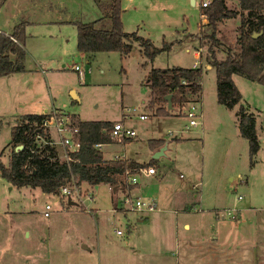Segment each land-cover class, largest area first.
Returning a JSON list of instances; mask_svg holds the SVG:
<instances>
[{
    "label": "rangeland",
    "instance_id": "rangeland-1",
    "mask_svg": "<svg viewBox=\"0 0 264 264\" xmlns=\"http://www.w3.org/2000/svg\"><path fill=\"white\" fill-rule=\"evenodd\" d=\"M83 1L87 10L88 0ZM195 1L194 6L191 0L122 2L126 33L137 31L158 48L163 41L169 45V50L148 62L136 43L127 58L113 52L80 55L72 26L36 21L45 12L61 9V16H67L69 10L70 17L81 21L86 13L77 4L58 8L50 1V6L39 5L34 13L32 4L24 0H0V24L12 15L2 31L21 27L28 38L22 42L23 48L27 46V73L22 74L26 82L13 87L11 95L18 101L9 98L1 108L8 111L9 118L0 129V161L8 164L11 149L4 150L11 140L14 116L40 115L44 107L49 113L57 110L82 121H120L135 136L103 147L104 158L121 155L143 162L144 168L154 167L153 178L138 177V188L130 196L131 202L159 198L155 211L133 213L128 210L130 201L123 198L125 193L114 200L104 184L94 191L95 202L87 203L93 213L89 214L78 206L66 209L55 195H44L37 188L9 191L0 179V264H175L178 255L179 264H191L194 254L202 259L207 243L215 236L216 245L226 249L264 245V86L245 77H232L241 94L240 105L257 121L260 149L251 165L248 141L240 137L235 116L240 105L229 109L217 103L215 69L207 65V46L199 48L198 41L207 33L206 22L200 27L201 0ZM227 8L239 12L234 0L227 1ZM240 21L238 16L218 25V60H224L228 48H237ZM63 37L69 43L62 52L59 40ZM196 51L200 53L197 58ZM192 65L202 71L198 96H189L182 106L175 105L167 117L155 113L156 105L154 110L146 106L151 90L145 77L150 69H187ZM190 104L199 109L200 125L184 132ZM139 115L146 118L141 120ZM52 136L57 137L53 129ZM155 140L164 141L166 150L150 165L159 150L150 148L149 141ZM170 197L175 200L171 202ZM50 205L49 217L43 216ZM140 217L141 221L133 224ZM184 223L188 229L183 228Z\"/></svg>",
    "mask_w": 264,
    "mask_h": 264
},
{
    "label": "trees",
    "instance_id": "trees-1",
    "mask_svg": "<svg viewBox=\"0 0 264 264\" xmlns=\"http://www.w3.org/2000/svg\"><path fill=\"white\" fill-rule=\"evenodd\" d=\"M101 13V17L92 23H77V52L92 54L99 52L131 54L133 44H138L140 53L152 62L161 53L169 50L163 43L155 47L148 39L136 33L128 34L122 30V0H92ZM229 0H210L202 9L206 16L207 33L198 38L199 48L207 46V65L215 69L217 103L233 109L240 105L241 94L234 85L232 77L239 76L264 86V0H234L239 12L227 8ZM240 17L237 48H228L224 60H218L220 42L218 25L225 19ZM261 34L253 38L254 34ZM16 39V42L12 38ZM22 29L18 27L6 36L0 33V77L25 71V52L22 47ZM145 65V64H144ZM146 76L150 88V100L147 106L159 116H169L175 105L182 106L189 96H198L201 69L172 67L171 69L153 68ZM182 82L186 84L183 85ZM171 96V110H167L165 97ZM188 98V99H187ZM159 104H163L159 106ZM241 138L248 141V153L253 163V156L259 151L260 143L256 135V121L245 106H239L235 113ZM47 115H25L17 118L11 129V140L7 149L11 156L6 166L0 161V177L11 187L17 189L38 188L45 195H56L58 191L74 180L77 185L87 183L92 187L106 184L121 188L125 182L124 172L142 168L141 164L124 160L103 161L94 148L96 144L111 143L108 132L113 124L107 122H79L72 116V121L79 129L80 149L72 155L68 163L60 162L56 149L48 143L49 134L41 127ZM3 121L0 119V127ZM1 129V128H0ZM37 137L45 138V144H36ZM38 138V139H39ZM129 139H123V141ZM165 144L162 140L150 141L151 149ZM18 147H22L21 149ZM157 161L152 160L150 165Z\"/></svg>",
    "mask_w": 264,
    "mask_h": 264
},
{
    "label": "crops",
    "instance_id": "crops-1",
    "mask_svg": "<svg viewBox=\"0 0 264 264\" xmlns=\"http://www.w3.org/2000/svg\"><path fill=\"white\" fill-rule=\"evenodd\" d=\"M5 1L6 0H3V2H5ZM24 1L25 2H29L30 4H32V6H33L32 8L34 10V13H36L35 10L38 9V6L39 5H40L39 8H43L44 6H47V5L50 6L51 2L54 3V4L52 3V6H54V7H58L57 5H59L58 8H62L64 6V4H70V3L77 4L79 6V9H81V11H83L84 13H86L85 16H82L81 21H78L74 17H70L71 16L70 15L71 12L69 10H67V12H66V13H68L67 16L66 15L65 16H61L63 14V11H64L63 9L59 10L58 12H56V11L55 12H53V11L45 12L43 15L39 16V20H41V21L36 20L37 23L40 24V25L41 24H43V25H45V24H48V25L49 24L50 25L55 24V25H59V27H63L64 25L72 26L73 29H74L73 30V37L76 39V51H77L76 24L77 23H92V22H96L101 17V13H100L99 9L97 8L95 2H93L92 0L91 1L90 0H88V1L86 0L87 2H85V3H86V6H87V10L84 9V5H83L84 1L83 0H30V1L29 0H24ZM123 1L124 0L121 1V6H122V2ZM128 1H131V0H128ZM191 4L193 6L196 5V1L195 0H191ZM123 13H124V9L122 7L121 18H122V30L124 31V18L122 17V14ZM201 14H202V9H200V16H201ZM10 17H12V15H9L8 17H6V20H4L5 21L4 24H2V25L0 24V33L5 34L6 36H8L11 33H13L15 31V29H16V27L13 30L10 28L8 33H5V32L2 31V29H1L2 26H5L6 27V26H8V24H10V23H8ZM200 23H201L200 24L201 25L200 27H202L204 25L203 24L204 22L201 21ZM23 30L24 29H22V37L21 38H23L22 39V42L25 41V43H26L28 41V38L25 36ZM134 33H136V35H137V31L134 32ZM128 34H132V33H128ZM28 36H29V34H28ZM24 37H26V40H24L25 39ZM10 38H12V37H10ZM13 39L16 42V39L15 38H13ZM64 39L65 38L63 37V38H60V40H59V49L62 52L65 49V46L64 45H66V44L69 43V41L64 42ZM145 39H148V38H145ZM148 40L151 42L150 39H148ZM151 43L153 44V42H151ZM163 43H166V42L163 41L161 44H163ZM30 44L31 43L29 42L28 48H30L32 46ZM133 45H135V44H133ZM26 47L27 46L25 44V48H23L24 51H26ZM139 51H140V49H139ZM199 54L200 53L196 51L194 57L197 58L199 56ZM80 55H82V54H80ZM127 57H129V55L128 56H125V58H127ZM194 67L196 68L197 65H192L189 68H194ZM189 68H187V69H189ZM26 73H27V71H24L23 73H11V75H9V76L0 77V119H3V123L6 122V118H9V116L8 115L6 116V114H8V111H5V110L1 109L2 108V105H3L4 102L9 101L10 99H12L13 101L15 100V103L18 101V99H16V95H13L12 96L11 94L13 92H15L14 89H13V87L15 88V86L18 83H25L26 82V78L22 79V74H26ZM148 73L146 74V76L148 75ZM146 87L149 88L148 85H146ZM72 94L75 97L74 99L77 100L78 97L73 92H72ZM149 100H150V96H149L148 102H149ZM148 102H147V104H148ZM40 110H43V113H41L40 115H47V113H49L46 109H44V107H41ZM53 111H57V110H52V112ZM130 111L131 112L134 111L133 113H136V110H130ZM15 113H17V112H15ZM57 113L58 114H63V115L74 116V117H76V119L79 122H82V123L83 122H91V121H84V120L82 121L80 119V117H78L76 115H73V114H66V113L64 114V113H61L60 111H57ZM15 115H17V114H15ZM33 115H35V114H33ZM23 116H25V115H23ZM19 117H21V116H18V115L17 116H14V118H15L14 121L17 118H19ZM125 118H127L126 115H125ZM101 122H106V121H101ZM101 122H99V123H101ZM119 122H107V123L114 124V123H119ZM2 126H3V124L1 125V127ZM124 127H126V126L124 125ZM256 127H257V121H256ZM54 132H55V134L57 136V133H56L55 130H54ZM47 134H49L48 142L49 141H57L58 140V136L56 137V139L53 138V136H52V129L48 130L47 131ZM176 138H177L176 136L173 137V139H176ZM184 140H191V138H185ZM45 141H46L45 138L42 137V138L36 139V144L39 145V146H41ZM124 141L122 140L121 142H124ZM149 143H150V141H149ZM110 144L111 143H109V144H102V146H101L100 149H96L100 153L101 159L103 161H112V160H119L120 161V160H124V161L135 162L137 164L139 163V164H141L143 166V164H144L143 162H140V161L137 162V161L132 160L131 158H128L126 156H121L120 155L119 157H117V158L114 157L113 159L104 158L103 152H102V148L103 147H106V146H108ZM53 147L56 149L58 160L61 162L62 161V147L60 145H58V144L53 145ZM161 147L152 149V151L155 152L158 149H160ZM6 148H5L4 152L5 151H8L9 152V149L6 150ZM8 156L10 158L11 154H9ZM9 158H8V161H9ZM152 160L153 159L151 158L148 163L150 164V162ZM155 161H157V160H155ZM8 164H5V165L7 166ZM178 176H181V175L179 174ZM151 177L153 178V176H151ZM151 177H149V178H151ZM180 178H182V177H180ZM0 179H1V177H0ZM1 181H3L4 187H6V186L9 187V191H11L13 189V187H11L9 184H7L6 181H4L2 179H1ZM85 185H86V187L84 189H87V190H84V191H88L90 193L93 192L92 194L94 195V191H97L104 184L103 185L96 186L97 188H95V187H92V186H90L89 184H87L85 182V183L80 184V187H81L82 190H83V186H85ZM106 186L109 188V191L111 192L112 199H114V198L116 199L117 198V196H116L117 194H119L121 192H124L125 194H124V197L123 198H127V200L131 201V196H130L131 195V192L133 190H136L138 188V183L136 185H130L127 182H124L123 185L121 186V188H117V189L116 188H113L112 189L108 185H106ZM26 189H29V188H26ZM124 189H127V190H124ZM125 200L126 199H124V201ZM155 200H156V204H157V202L159 200L158 196H156ZM170 200H171V202H173L175 200V197H174V199L170 197ZM69 201H71L72 204L69 203ZM124 201H123V203H125ZM60 203H61L62 206H65L66 209L68 207H70V206H76L75 205V202L73 200H68V202H66V203H64L63 201H60ZM227 213H228V211H227ZM89 214H93V213H89ZM218 216H221V215L216 214V217H218ZM230 217L233 220H237L239 222V219L238 218L236 219L235 216L230 215ZM142 218L143 217H140L139 219L138 218L134 219L133 220V224L138 223L139 221H141ZM221 218H223V217L221 216ZM183 228L184 229H188L189 226L186 223H184L183 224ZM213 239H214V241L212 243H209V242L207 243V247L205 248V252H204V254L202 256V259H199V258L195 257V254H194L193 257H191L192 260L190 259L191 260V264H264V245H262V244H260V245H248L246 248H243V249L240 248V247H232V246H229L230 248L229 249H226V248H223V247H220V246H217L216 245L217 244V239H218L217 236L213 237ZM179 263H180V257L178 255L175 258V264H179Z\"/></svg>",
    "mask_w": 264,
    "mask_h": 264
},
{
    "label": "built area",
    "instance_id": "built-area-1",
    "mask_svg": "<svg viewBox=\"0 0 264 264\" xmlns=\"http://www.w3.org/2000/svg\"><path fill=\"white\" fill-rule=\"evenodd\" d=\"M209 4L210 0H201L200 9H205V7H207ZM201 19L202 22H207L206 16H203L202 14ZM72 69L77 72L79 71L78 66H73ZM182 84L185 85L186 83L182 82ZM47 114L48 118L42 121L41 127L45 129L46 132L50 129H54L58 136L57 141H49L47 144H50L52 146L55 144L60 145L62 147L61 162L69 163L72 160V155L78 152L80 149L79 138L77 136L79 129L76 125H74L72 116L58 114L56 111ZM185 117L187 119L188 125L184 127V132H188L191 126L195 127L197 125H200V113L197 105L190 104V107H188L186 111ZM145 118L146 117L144 115H139V119L144 120ZM113 125L114 126L112 130L108 132L111 143H119V141H122L123 139H131L135 136V133L131 129L124 127L121 122L114 123ZM43 144H45V142ZM101 146L102 144H96L94 148L100 149ZM155 174L156 169L152 166H149L147 168H138L134 171L127 170L126 172H124L123 178L128 184L136 185L138 183L139 176L151 177ZM92 193L83 191L80 185H77L76 182L72 180L66 186L62 187L55 195V197L58 198L59 201H63L64 203L68 202V200H73L76 206L84 209L85 212L92 213V210L87 206V203L95 202V197ZM124 202L126 203V200ZM156 207L157 204L155 199L147 201L139 199L135 202L130 201L128 210L133 213L153 212L156 210ZM51 211L52 206H46L43 212V216L49 217ZM227 215H231L230 211H228ZM115 232L118 236H122L123 234L119 230H115Z\"/></svg>",
    "mask_w": 264,
    "mask_h": 264
},
{
    "label": "water",
    "instance_id": "water-1",
    "mask_svg": "<svg viewBox=\"0 0 264 264\" xmlns=\"http://www.w3.org/2000/svg\"><path fill=\"white\" fill-rule=\"evenodd\" d=\"M260 34H261V32L259 34H254L253 38L254 39L257 38ZM73 98H75V97H73ZM170 99H171V96L165 97V101L167 102V110L168 111L171 110V108H172ZM18 148L21 149L22 147H18ZM165 150H166V145L163 146L162 148H160L157 152H155V154L153 155L152 159L153 160H157L159 157L163 156V153H164ZM95 188H97V187H95ZM69 203L72 204L71 201H69Z\"/></svg>",
    "mask_w": 264,
    "mask_h": 264
}]
</instances>
